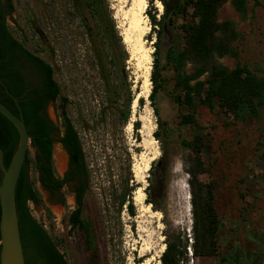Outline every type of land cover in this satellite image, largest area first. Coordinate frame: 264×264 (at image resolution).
I'll use <instances>...</instances> for the list:
<instances>
[{"label": "rangeland", "instance_id": "1", "mask_svg": "<svg viewBox=\"0 0 264 264\" xmlns=\"http://www.w3.org/2000/svg\"><path fill=\"white\" fill-rule=\"evenodd\" d=\"M144 1L143 15L149 29L143 38L151 50L149 61L138 63L131 45L124 41L130 9L138 5L139 0H108L127 58L122 64L110 63L107 58L102 71L88 51L87 39L69 0H13L15 10L9 20L17 38L53 66L60 98L66 99V111L82 142L90 175L82 218L92 224L100 262L140 264L146 257L138 256V248L147 234H153L150 242L157 247L163 244L165 249L164 234L169 232L172 236L180 235L185 244L186 264H222L219 260L237 248V253L242 255L240 264H264V109L256 118L237 121L219 107L214 110L204 105L197 107L195 117L202 128V159L206 167L199 178L213 185L219 229L216 254L195 258L190 247L192 217L189 177L185 171L189 150L184 142H190L197 130L194 126L179 124V115L186 109L179 108L171 97L175 71L170 67L162 71L167 80L165 89H159L153 99L149 98L151 81L147 97L144 85L146 67L150 73L152 70L155 45L161 56L160 65H164L163 56L168 48L182 44L180 26L190 19L192 8L187 7L186 12L177 14L168 9L161 25L153 26L148 12L159 21L165 12L164 4L171 8L179 0H164V4L160 0ZM157 1L161 10L156 7ZM231 1L226 0L218 9L217 19L234 24L238 38L233 45L238 50V59L224 56L219 63L228 68L237 63L246 65L257 75L264 76V0H246L244 18ZM85 13L90 18L86 9ZM124 81L132 99L140 95L143 101L142 104L137 102L135 108L132 107L134 100L131 101L128 120L123 123L119 113L127 97L120 84ZM114 85H119L117 96L108 94L116 88ZM61 102L59 99L50 103L46 109L50 120L58 125ZM135 122L139 123L138 129L133 126ZM56 150L65 156L63 167L54 157ZM29 151L32 156L34 149L29 146ZM153 153L156 157L144 173L142 186L136 181L135 173L143 169ZM52 156L55 172L61 176L66 170L67 156L58 142L53 145ZM157 161L151 168V163ZM35 175L31 171V177ZM134 185L136 189L141 186L144 194L148 187L156 209L151 204L150 211L140 209L133 198L136 189L131 191L135 215L127 213L125 204L120 206L126 187ZM35 187L42 203H28L32 216L53 238L68 264H88L82 234L65 222L75 206L69 189H63V204L37 181ZM146 198L145 194L144 204H147Z\"/></svg>", "mask_w": 264, "mask_h": 264}, {"label": "trees", "instance_id": "2", "mask_svg": "<svg viewBox=\"0 0 264 264\" xmlns=\"http://www.w3.org/2000/svg\"><path fill=\"white\" fill-rule=\"evenodd\" d=\"M160 1L163 4L165 2ZM225 2L226 0H179L171 8L164 4L165 12L159 21L148 12L153 26H157L161 25L169 10L172 14H177L186 12L187 7L192 8L190 19L180 26L183 33L182 44H173L168 48L163 56L164 65H160L161 56L156 45L154 47L149 98L153 99L159 89H165L167 80L162 76V71L166 67L175 71L171 97L179 108L186 109V112L179 115V124L194 126L197 130L190 142H184L189 150L185 159V171L189 177L187 183L192 217L193 241L190 247L195 258L216 254L219 229L213 185L199 178L206 172V167L202 159V128L195 117L197 107L204 105L209 110L219 107L232 114L237 121L256 118L264 109V76L257 75L246 65L237 63L233 68H228L219 63V59L224 56L238 59V50L233 45L238 38L234 24L229 20L217 19L218 9ZM231 2L244 18L247 1ZM69 3L78 17L96 67L102 71L107 58L110 63H124L127 53L120 45L108 0H69ZM14 10L13 0H0V102L12 113L22 117L30 137V147L34 149L32 156L29 149L26 152L14 192L25 264H68L44 226L32 216L28 203H42L35 187L36 181L46 189L58 192L70 180L75 181L73 192L76 194V208L68 219L70 228L82 234L88 252V264H101L92 224L82 218L83 200L90 176L82 142L67 114L66 99L60 98V86L54 77L53 66L30 51L15 35L9 22ZM12 21L16 25V21ZM121 69L124 70L122 66ZM120 84L127 92L124 108L119 113L124 123L128 120L130 103L134 99L125 81ZM114 86L116 88L109 90L111 94H108L115 93L117 96L119 85ZM59 99L62 102L59 105L61 120L58 125L50 120L46 109L50 103H56ZM142 101L139 97L138 103L142 104ZM133 126L138 129L139 123L135 122ZM153 135L158 136L156 132ZM18 141V131L0 113V148L5 167L8 166ZM55 141L69 155L70 169L63 178L55 175L53 166ZM157 163L158 161L151 163V168ZM31 171L36 174L35 178L31 177ZM135 189V185L129 189L126 187L120 200V206L125 204L130 216L135 215L131 195V191ZM144 192L147 196L145 202L156 209L150 199L148 187ZM164 236L165 249L159 257L160 263L186 264L185 244L180 235L172 236L166 232Z\"/></svg>", "mask_w": 264, "mask_h": 264}, {"label": "water", "instance_id": "3", "mask_svg": "<svg viewBox=\"0 0 264 264\" xmlns=\"http://www.w3.org/2000/svg\"><path fill=\"white\" fill-rule=\"evenodd\" d=\"M0 113L14 125L19 134L17 148L7 167L4 166L3 151L0 148V264H25L14 192L30 146V137L22 117L12 113L1 102Z\"/></svg>", "mask_w": 264, "mask_h": 264}, {"label": "bare ground", "instance_id": "4", "mask_svg": "<svg viewBox=\"0 0 264 264\" xmlns=\"http://www.w3.org/2000/svg\"><path fill=\"white\" fill-rule=\"evenodd\" d=\"M136 1V0H135ZM137 6V7H135ZM133 5V7L130 9V19L128 22V29L125 34L124 41L128 42L132 47V54L137 57L138 63H143L144 61H149L150 59V53L151 50L145 45V41L143 36L147 33L149 26L146 22V19L144 17V9L146 7V2L144 0H139L138 5ZM156 7H158L161 10V4L157 1ZM150 74L149 67H146V75L144 79V85H145V97L148 96L150 90L148 87V84L150 83V80L148 79ZM140 95H138L134 101L132 107L135 108L138 98ZM156 153H153L152 157L149 158L145 162V165L143 169L140 171L139 169L136 170L135 173V179L136 181L143 186L145 175L144 173L148 170L149 163L156 157ZM54 157L58 161V164L63 167L65 164V156L64 154L56 150ZM145 194L142 191V187H137L135 194H134V202L140 207V209H144L145 211H150L149 204H144ZM152 234V233H151ZM151 234H147V238L144 239L141 242V245L138 248V256L139 257H146L143 262L140 264H161L158 259L160 257V254L164 251V245H160V247H157V244L152 243L149 241ZM153 235V234H152ZM151 240V239H150Z\"/></svg>", "mask_w": 264, "mask_h": 264}, {"label": "flooded vegetation", "instance_id": "5", "mask_svg": "<svg viewBox=\"0 0 264 264\" xmlns=\"http://www.w3.org/2000/svg\"><path fill=\"white\" fill-rule=\"evenodd\" d=\"M55 142H57V141H55ZM54 143H53V145H54ZM60 146L62 147L63 151L65 152V154L67 156V166H66V170L64 171V173L61 176L57 175L56 172H55V175L57 177H59V178H63L65 176V173L70 169V162H69V155H68L67 151L65 150V148L61 144H60ZM52 155H53V152H52ZM53 166H54V164H53ZM54 170H55V168H54ZM38 183L40 184V182H38ZM40 186L45 191H47L49 194H51L52 196L57 197V199L63 204L65 203V199H64V197L62 195L63 189L64 188L65 189L66 188L69 189L70 193L73 195L74 205H75L74 208L69 212V214L67 215V217L65 219V222L69 225L68 219L71 216L72 212L76 208V194H75V192H73V189H74V186H75V181H73V180L66 181L64 186H63V188L60 191H58V192L57 191L52 192V191L46 189L45 187H43L41 184H40ZM69 227H70V225H69ZM237 250H238V248L236 249V251H234V253H232L231 255H228L226 257L221 258L219 261L224 260L222 264H240V259L242 258V255H241V253H237L238 252Z\"/></svg>", "mask_w": 264, "mask_h": 264}]
</instances>
